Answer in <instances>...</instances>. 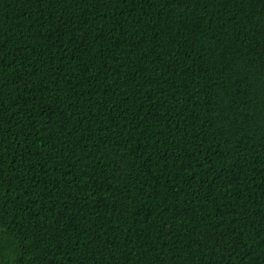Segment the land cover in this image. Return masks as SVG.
<instances>
[{
    "label": "trees",
    "instance_id": "obj_1",
    "mask_svg": "<svg viewBox=\"0 0 264 264\" xmlns=\"http://www.w3.org/2000/svg\"><path fill=\"white\" fill-rule=\"evenodd\" d=\"M0 264H264V0H0Z\"/></svg>",
    "mask_w": 264,
    "mask_h": 264
},
{
    "label": "snow or ice",
    "instance_id": "obj_2",
    "mask_svg": "<svg viewBox=\"0 0 264 264\" xmlns=\"http://www.w3.org/2000/svg\"><path fill=\"white\" fill-rule=\"evenodd\" d=\"M0 246H2V243H0Z\"/></svg>",
    "mask_w": 264,
    "mask_h": 264
}]
</instances>
